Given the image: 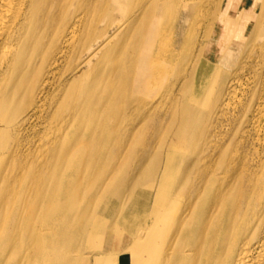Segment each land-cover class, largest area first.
<instances>
[{
  "label": "bare ground",
  "instance_id": "1",
  "mask_svg": "<svg viewBox=\"0 0 264 264\" xmlns=\"http://www.w3.org/2000/svg\"><path fill=\"white\" fill-rule=\"evenodd\" d=\"M256 2L221 0L198 43L185 0H0V264H264L263 73L233 105ZM130 93L155 133L124 184Z\"/></svg>",
  "mask_w": 264,
  "mask_h": 264
},
{
  "label": "rangeland",
  "instance_id": "2",
  "mask_svg": "<svg viewBox=\"0 0 264 264\" xmlns=\"http://www.w3.org/2000/svg\"><path fill=\"white\" fill-rule=\"evenodd\" d=\"M185 2L187 4L192 3L189 6L194 7L197 10V12L199 13L198 16H196V18L195 17L192 18V19L195 18L194 19L195 23L193 22L194 23L193 26L197 29L196 30V34H198L197 35L198 36L197 42L199 43L200 38H201L202 34L204 33L208 23L210 22V20H212L214 15L217 13L221 0H185ZM255 4L257 6H259V7L256 6V7H254L255 9H253V12L256 15H259L257 18V22H259V25H257L253 29L260 31V34L263 36L262 40L260 39L259 41H257L258 44L263 47V49H261V50L257 49L254 51V53H253L254 59L251 62L252 69L248 70L246 75L242 77V82L236 87V96H235L236 98H234V100H233L234 106L237 104L239 106L240 101L243 99H244L243 101L246 102L247 99L251 96V93L256 89V87L258 88V86H257L258 85V77L256 74L263 73L262 76H264V70L260 71L258 69V65L256 64V63H258L260 66L264 64V63H262V62H264V20H262V19H264V0H258V2H256ZM198 17H199V20H198ZM197 24H199L198 27H196ZM260 24H262V25H260ZM186 25L187 26H185V28H189V24L187 23ZM260 27L262 28V30L260 29ZM199 29H200V31H199ZM116 30H117V27L114 26L113 28L110 29L109 34L114 35ZM251 38L252 37L247 39V44L243 48V54L238 58V60H237L238 62L243 60L244 57L246 56V54L248 52V50H247L248 46H250V44L248 42L251 41ZM245 43L246 42H244V44ZM194 51L195 52L198 51V46L194 47L193 52ZM120 55L123 56L122 53H120ZM260 58L263 61H261ZM86 70H87V65H85L83 68V71H86ZM224 71H227V70H224ZM161 82H162V87H163L162 90H160L159 87L152 86L151 93H150L151 96L149 98L153 99V97L157 96V94L160 93L156 97V99H155V101H156L160 97V95L163 94L165 83H164V81H161ZM259 88H261V87H259ZM138 98L139 97L131 96V93L129 94V96L124 94L120 104L118 106L117 105L115 106V108H119L120 111H122L120 114V121H121V124L123 127L121 128L119 139H120L122 146L125 148H124V150L120 149L118 152L117 158L115 160L111 159V162L115 166H120L121 164L125 165L124 168L121 170V176H122V180H124V184H127V182H129V184H130L131 181L136 178V176H137L136 171L137 170L133 171V168H136V166L138 167V165L141 166L143 163L142 161H140L138 159V155L140 154L141 147L134 148L129 154L127 153V147H129L135 143H136L135 145L142 146L143 142H145L149 137L153 136V134L155 133L154 129L152 127V123L149 122V120L153 118L152 116H154L155 113H154V111H150L149 107L141 106V103L137 102ZM136 99H137V101H135ZM149 106H151V105H149ZM163 113H164V115H162L161 117L160 116L158 117V119H161V121L160 120L159 121H160V124L162 125V127L165 126L169 121L168 116H166V113L164 111H163ZM149 114L151 115L150 118H148ZM126 115L129 118H127ZM109 116H110V119H109L110 126L113 129L116 125L117 120H118V116L116 115L115 112H113ZM132 141H134V142H132ZM111 143H113V140H111ZM155 146H157V144ZM252 157H257V154L256 153L252 154L251 158ZM130 167H132V171L130 170ZM67 177L68 176H66V178ZM238 177L239 176H237V178ZM31 187L34 188L37 186H32L30 184V187H28L27 191L24 190V192H26L28 195V197H27V200H28L27 204L28 205L25 208L24 212L31 210L32 207H35V205L40 203L39 200L35 199L33 196L30 195L29 191H30ZM69 192H71V190ZM98 193L99 192L96 190V188H94L91 191L92 195H95ZM63 194L65 196L69 195L68 191L63 192ZM126 195L128 196L129 192H126ZM128 203L131 204L130 201ZM27 213L28 212L24 213V219L21 222L22 226H29L28 223L25 222V218L27 217ZM10 223H14V221L12 220ZM34 223L31 222L30 223L31 226ZM1 225L2 224H0V232L3 229V227ZM7 229H8V227H7ZM263 237H264V232H263ZM14 240H17V239L14 238Z\"/></svg>",
  "mask_w": 264,
  "mask_h": 264
},
{
  "label": "water",
  "instance_id": "3",
  "mask_svg": "<svg viewBox=\"0 0 264 264\" xmlns=\"http://www.w3.org/2000/svg\"><path fill=\"white\" fill-rule=\"evenodd\" d=\"M120 264H129V258L127 256L126 257H123L120 260Z\"/></svg>",
  "mask_w": 264,
  "mask_h": 264
}]
</instances>
